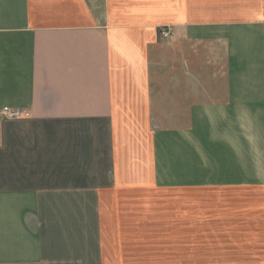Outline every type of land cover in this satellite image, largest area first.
<instances>
[{"label": "crops", "instance_id": "crops-1", "mask_svg": "<svg viewBox=\"0 0 264 264\" xmlns=\"http://www.w3.org/2000/svg\"><path fill=\"white\" fill-rule=\"evenodd\" d=\"M0 264H264V0H0Z\"/></svg>", "mask_w": 264, "mask_h": 264}, {"label": "built area", "instance_id": "built-area-1", "mask_svg": "<svg viewBox=\"0 0 264 264\" xmlns=\"http://www.w3.org/2000/svg\"><path fill=\"white\" fill-rule=\"evenodd\" d=\"M168 35H170V31H168L167 29H162L160 32V37H167ZM2 111L3 114L7 115V116H11V117H15L16 115L21 114V110L17 107L15 108H10L8 106H3L2 107Z\"/></svg>", "mask_w": 264, "mask_h": 264}, {"label": "rangeland", "instance_id": "rangeland-1", "mask_svg": "<svg viewBox=\"0 0 264 264\" xmlns=\"http://www.w3.org/2000/svg\"><path fill=\"white\" fill-rule=\"evenodd\" d=\"M152 194H153V195H157V194H158V191H155V190H154V191H152ZM169 194H170V195H173V194H175V193H174V192H169Z\"/></svg>", "mask_w": 264, "mask_h": 264}]
</instances>
